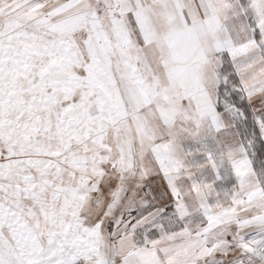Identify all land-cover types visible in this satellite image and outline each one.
I'll return each instance as SVG.
<instances>
[{
    "label": "snow or ice",
    "instance_id": "6c2138e0",
    "mask_svg": "<svg viewBox=\"0 0 264 264\" xmlns=\"http://www.w3.org/2000/svg\"><path fill=\"white\" fill-rule=\"evenodd\" d=\"M0 264H264V0H0Z\"/></svg>",
    "mask_w": 264,
    "mask_h": 264
}]
</instances>
